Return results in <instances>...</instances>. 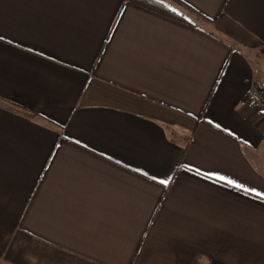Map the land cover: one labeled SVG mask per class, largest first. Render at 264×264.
<instances>
[{
    "label": "crops",
    "instance_id": "crops-1",
    "mask_svg": "<svg viewBox=\"0 0 264 264\" xmlns=\"http://www.w3.org/2000/svg\"><path fill=\"white\" fill-rule=\"evenodd\" d=\"M146 1L0 0V263L264 264V0Z\"/></svg>",
    "mask_w": 264,
    "mask_h": 264
},
{
    "label": "built area",
    "instance_id": "built-area-1",
    "mask_svg": "<svg viewBox=\"0 0 264 264\" xmlns=\"http://www.w3.org/2000/svg\"><path fill=\"white\" fill-rule=\"evenodd\" d=\"M248 99L253 103L254 108L264 114V89H255L249 92Z\"/></svg>",
    "mask_w": 264,
    "mask_h": 264
},
{
    "label": "trees",
    "instance_id": "trees-1",
    "mask_svg": "<svg viewBox=\"0 0 264 264\" xmlns=\"http://www.w3.org/2000/svg\"><path fill=\"white\" fill-rule=\"evenodd\" d=\"M146 5L153 7L156 10H163L165 14H171L168 8L164 7L163 5L159 4L157 1L154 2L153 0H147Z\"/></svg>",
    "mask_w": 264,
    "mask_h": 264
},
{
    "label": "snow or ice",
    "instance_id": "snow-or-ice-1",
    "mask_svg": "<svg viewBox=\"0 0 264 264\" xmlns=\"http://www.w3.org/2000/svg\"><path fill=\"white\" fill-rule=\"evenodd\" d=\"M220 179H226L225 177H220ZM162 183H167V181H161ZM228 183H235L234 181L232 180H228ZM237 187H244L243 185H237ZM258 195L264 197V193H258Z\"/></svg>",
    "mask_w": 264,
    "mask_h": 264
},
{
    "label": "rangeland",
    "instance_id": "rangeland-1",
    "mask_svg": "<svg viewBox=\"0 0 264 264\" xmlns=\"http://www.w3.org/2000/svg\"><path fill=\"white\" fill-rule=\"evenodd\" d=\"M0 264H2V263H0Z\"/></svg>",
    "mask_w": 264,
    "mask_h": 264
}]
</instances>
